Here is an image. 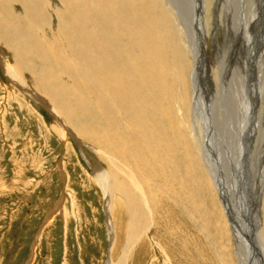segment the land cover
I'll return each mask as SVG.
<instances>
[{
  "label": "rangeland",
  "instance_id": "1",
  "mask_svg": "<svg viewBox=\"0 0 264 264\" xmlns=\"http://www.w3.org/2000/svg\"><path fill=\"white\" fill-rule=\"evenodd\" d=\"M67 1L71 3L74 0ZM41 2H44L45 6ZM166 2L171 6L168 0ZM176 2L178 3L174 2V5L179 10L182 9L183 13L180 15L179 11L173 10L177 16L176 27L183 29L184 36L191 34L195 37L189 42L191 49L187 50L194 52L198 45L204 51L201 48L199 51V47L196 50L200 56L198 61L207 69L198 76L203 99L200 104L202 107L197 106L196 101L195 109H198L200 118L197 116L198 120L189 122L191 115L188 103L192 100L188 85L190 61L186 59V69L180 68L181 58L177 55V47L180 44L186 52L185 44L183 45L185 41L180 43L168 32H163L161 36H165L162 40L166 43L167 38L169 39L170 49L174 52L172 56L178 60H171L173 73L178 80L172 100L173 111L170 112L174 113L175 117L176 129L173 130L176 138L171 136L164 140L165 136L163 139L159 137L157 143H153L150 135L155 126L150 124L146 132L143 131V136L136 135L135 127L142 123L128 111L131 119H126L127 130L123 132L126 140L124 144L128 150L123 153V146L120 147L121 143L115 137L114 129H111L112 133L110 130L101 129L93 117H76L78 110L75 106L81 110L83 105L80 106L77 100H68L64 89H60L63 100L58 98L54 101L46 95L51 103L45 100L49 102L51 110L57 112L61 108V115L60 111L58 113L60 120L70 132H66L67 130L59 125L47 105L39 104V101L30 95L32 90V94L43 96L42 91L34 86L35 80L36 84L42 87L48 84L40 71L43 64L36 54L38 47H46L48 51V43L52 46V38L57 35L56 31L59 29V17L67 24H72L71 20L77 19L82 27L89 31L93 29L92 18L95 13L89 2L84 11L83 7H77L80 2L75 4V8L68 9L60 0H0V264H107V261L109 264L110 261L111 264H167V260L171 264H240L239 254L233 251L232 224L226 223L225 214L221 213L223 211L216 203L208 175L199 158L203 138L198 130L206 127L204 132L206 131L209 153H213L212 161L223 160L225 156L222 153L225 152L221 150L220 143V137L223 135L220 124L214 118L213 112L217 108L213 94L208 93L207 76L218 75V91L221 83L227 84L226 76L223 79V75H226L228 70L235 68L236 71L238 68L239 73L245 74L244 69L248 68L249 72H253L252 64H255V68L259 67L260 80L263 76L260 70L264 68V0H218V4L216 0ZM28 4L31 7L29 9ZM254 10L260 11L255 12L260 18L255 15ZM122 11L123 9L115 10L112 18L124 29L126 26L122 27L123 17L120 16ZM197 15L203 19L202 24L200 18L202 31L198 26L193 30L191 27L197 21ZM77 16H80V19ZM126 31L121 34L123 39L130 38ZM175 35H178V31ZM31 38L36 39L35 42H31ZM178 41L179 45L176 44ZM70 60L72 62V58ZM192 63L195 65V62ZM7 64L17 72L19 83H22L19 84L7 76ZM170 65L160 66V73L163 74L165 67L169 68ZM58 71H55L52 85L56 88H70V83L75 80L74 75L60 71L58 74ZM221 73L226 74L221 77ZM229 76L232 79V75L228 74ZM248 77L247 85L251 80V77ZM231 79L228 80L229 83ZM75 84L78 86V81ZM57 95H61L58 90ZM181 96L184 101H181ZM226 97L227 93L223 99ZM259 104L256 110L261 109ZM150 109L152 110L151 107ZM146 114L153 115L151 111ZM259 116L255 119L256 136L253 143L256 147L264 144V110ZM206 117L209 118L208 121ZM80 122L83 124L81 129L75 126ZM179 124L181 127L178 129ZM60 130L65 132L63 137ZM78 132H87L89 138L80 137ZM165 143L169 146H164ZM175 144L178 147L174 148ZM231 153L229 156L233 159L227 158V164L224 166L230 171V174L225 173L228 176L227 181L230 180L229 176H232L233 167L238 168L234 165L237 156L234 152ZM246 154L248 158L251 155L249 159L246 156L247 160H253L252 152L247 151ZM255 154L253 156H257L258 166L260 152ZM98 163L109 172L110 209L107 208L106 199L91 167ZM248 164L242 165V169L238 171L242 170L241 175H235L236 179H241L236 184L238 186L243 182L244 173H247L246 182L252 183L243 185L244 189L249 185L248 197L245 195V198L241 197L238 202L242 208L245 207L244 204L247 207L251 205L249 210L244 211L246 219L241 225L247 234L246 237L244 235L245 251L250 255L248 232L252 234L256 229L255 199L260 187L262 190L263 178L259 173L253 180L252 168ZM257 170L259 172L258 168ZM236 176H232L235 183ZM254 181L258 185L256 192L252 187ZM249 196L255 197L254 200ZM108 211L114 239L109 234ZM161 254L164 256L160 257ZM250 257L260 264V261H257L260 260L259 253H251Z\"/></svg>",
  "mask_w": 264,
  "mask_h": 264
},
{
  "label": "bare ground",
  "instance_id": "2",
  "mask_svg": "<svg viewBox=\"0 0 264 264\" xmlns=\"http://www.w3.org/2000/svg\"><path fill=\"white\" fill-rule=\"evenodd\" d=\"M166 1L167 0H81V1L79 0L80 4L77 5L79 2L75 0L72 1L71 3H69L67 0H60L61 4L62 5L65 4L68 9H71V8L73 9L77 5V7H79L80 9L83 7L82 10L84 11H85V8H87V2H89L90 7L95 13L94 18H92L93 20L92 25H94V28L89 31L88 29L82 27V25L79 24L77 19H75L74 17L73 19L75 20L72 21L71 20L72 16L69 18L72 24H67L66 22L63 21V18L60 19L59 17V20H60L59 29L58 30L56 29L57 35L52 38V46L47 42L49 45V50L47 51L46 47L41 46V47H38L37 53H36L39 55V58H40L39 60L42 61V64H43V66L40 67L41 68L40 71L45 81H47L48 83L46 85L53 87V88H49L47 86L42 87L41 85L40 87L38 84H36L37 81L34 78L35 80L34 86L37 89L39 88L42 91L41 93L43 94V96L38 97L36 93L32 94L31 92L32 90L30 91L31 93L30 95L33 96L37 100V102L39 101V104L42 103L44 105H47L48 109L50 110L54 118L59 121V125L61 124L60 126H62L64 130H67L66 132H70L68 128L65 127L64 122L60 120L61 117L59 116V114L61 115L62 113L61 108L59 110L60 113L58 110L57 112L54 109L51 110V106L49 104L50 101L45 97V95L49 96L50 99L52 98L54 101H56L58 98L63 100L64 97L60 89H64L67 92V96L66 94L64 95L67 97L68 100L69 99L77 100L80 106L83 105L81 110H79L77 106L70 103L71 106L73 107L75 106V109L78 110L76 117L80 119L93 117L95 118L94 120H96L95 123H97V125L101 129L110 130L111 133H112L111 129H114L115 137L117 138L119 143H121L120 147L123 146V148H121V150H123L122 151L123 153L124 151L128 150L126 147V144H124L126 140L124 139V135H123V132L125 133V131L127 130L125 127L127 123L126 119L127 118L131 119L128 111L131 113L133 118H138L137 121L142 123L141 125L135 127V130L137 131L136 135L139 136L141 134L143 136L144 135L143 131L146 132V128L150 124V125L155 126V128H153L152 133L150 135L153 143H157V139H159V137L163 139V137L165 136L164 140L166 138H171V136L172 138H176V133H174L175 130H173V129H176V126H174L175 117H174V113L170 114V112L173 111L172 110V106H173L172 100H173V95H174V88H175V84H177L178 82L177 78H175V74L173 73L172 63H171V60H174L175 58L172 56L174 55L173 54L174 52H172L173 50L170 49L169 39L167 38L166 43H165V41L162 40V38H164L163 36L165 35L161 36V33L168 32L169 34L172 35V37H175L177 40H179L180 43L185 41L183 45L185 44L186 52H184L183 46L181 44L180 45L178 44L179 41L176 43L179 45L178 46L179 48L177 46L176 47H177V55L181 58L179 62L180 68L182 67L186 69V64H187L186 59L187 60L189 59L188 61H190L189 62L190 69L188 73V77H189L188 85H190L189 92L191 93L190 97L192 98V100H190V102L188 103L189 108H190V115H191L189 122L198 120V117H199V114L197 113L198 109L197 108L195 109V106L196 105L199 106L203 99L202 97L203 92L199 84L198 76L200 75V73L201 74L202 72L204 73V71L207 69H205L204 65L202 66L201 61L200 62L198 61L200 60L199 59L200 56L196 52V50L199 47L198 45L194 52H189L187 50L188 48L191 49L189 42H191V39H194L195 37H193L191 34L188 36L187 34L188 32H186L187 35L185 34L186 36H184L182 34L183 29L180 30L179 27L178 28L176 27L175 21L177 20L176 19L177 16H175L176 13L174 14L175 9L177 10V12L179 11L180 15L183 14L181 11L182 9L179 10L178 7L174 5V2L175 4L178 3L176 2L177 0H168L172 8L171 6H168V3ZM216 2L218 4V0H216ZM29 4H28V9L31 8ZM43 5L45 6V4ZM121 9H123L122 11L123 13L120 15L121 17H123L122 27L126 26V28L124 29H121L118 26L117 22H115L112 18L115 15V10L120 11ZM257 11L258 13L260 12L259 10ZM257 11L254 10V13ZM86 15L88 16V14ZM255 15H257L260 18V16L257 13H255ZM77 18L80 19V16H77ZM200 18L203 24L202 16L199 17L197 15V21L194 22V25H191L192 30L197 26H198L197 27L198 29L200 28L201 31L203 30L201 23H200ZM177 23L180 24L178 21ZM122 30L123 31L127 30L126 31L127 36L128 37L130 36V38L125 37L123 39L121 37V34H123ZM176 31H178V35H179V36L177 35L178 37L175 35ZM196 35L198 36L197 33ZM35 40L36 39L31 38V42H35ZM200 48L203 51L202 47H199V51H200ZM182 53H184V55L181 56ZM36 54L35 56L37 57ZM71 58H72V62L70 60ZM175 60L178 61L177 59ZM192 62H195V65ZM169 64H171L170 65L171 67L170 66L169 68L165 67L166 70L164 71V73L163 74L160 73V70H161L160 66L169 65ZM256 68H255V64H252L253 72H249V69L245 68L244 71L246 73L244 74V72H242L241 74L238 72V68L236 71H235V68L234 69L231 68L232 71L228 70L229 72H226L227 74L221 73L220 75L221 77L223 74H226V75H223V79L226 76L225 81H227V84L226 82H223L225 84L221 83V85L218 87L219 89L218 91L216 87L217 84L219 85V83H217L218 75H216L215 77L207 76L208 77L207 87L209 89L208 93L213 94V101L215 104V108H217V110L213 112L214 118L215 120H217V123L220 124V131L222 132V135H223V137H220L221 138L220 143L222 146L221 150L225 152L224 154L222 153V155L225 156L223 160H220V162H218L217 159L216 161H212L211 157L213 153L212 155H210L209 153V144L205 137L206 131L204 132V129L206 127L204 129L199 128L198 130L199 135L203 138V145H201L200 143L201 151H200L199 158L203 164V167L205 168L206 174L208 175L209 183L212 187L211 191L214 192V195L217 201L216 203L218 204L219 208H221L223 211V212L221 211L220 212L225 214L226 223H229L230 225L232 224L231 229H232V236L234 239L233 251L236 254H239L238 257H239L240 264H257V262L254 261L253 258L251 259L250 257L251 253H255V252L259 253L260 260H257V261H260V264H264V174L262 175L263 165H264V144L263 146H260L259 144L260 147H256L254 146V143H253L255 141L254 139L256 136L255 119L257 117H260L259 115L262 114L264 110V102H263L264 101L263 99V96H264V68L262 67V69L260 70L261 75H263L260 78V80H259L260 73L258 71L259 67L257 69ZM58 70L68 75H74L75 80H73L70 83V85H72L70 88H65L63 86L56 88L55 85H52L51 83V81H53L52 78H54L53 76L55 75V71H58ZM5 71H6L7 76L10 79L19 83V78H18L19 76L17 72L11 66L7 64ZM59 71H58V74H60ZM228 74L232 75V79L230 78V76L228 77ZM63 76L65 77V75ZM248 76L251 77L250 83L248 82L249 85H247V80L249 78ZM178 79H180V77H178ZM229 79H231L230 83L228 82ZM77 81L79 83L78 86L75 84ZM182 84L183 82H181V88H182ZM57 90L60 91L61 95H57ZM25 91L28 92V90H25ZM53 93H55L56 95L55 94L52 95ZM225 93H227V97L223 99V97L225 96ZM45 99H47L49 102L46 101ZM183 99H184L183 96H181V101H184ZM196 101H197V104H196ZM65 103L68 104L67 101H65ZM257 104L261 105V109H259L261 111H259L258 108L256 110ZM150 107L152 108V110L150 109ZM149 111H151L153 115L146 114V112H149ZM262 118H264V116ZM208 119L209 118L206 117L207 121ZM210 120H212V118H210ZM178 121H180L181 123V120L178 119ZM131 122L133 123L136 121H131ZM82 125L80 122L76 124L75 126L77 128L78 127L80 128L82 127ZM204 125H206V123ZM180 127H181V124H179L178 129ZM215 127L217 128V126ZM60 132H61L60 135L63 137L65 135V132L63 133V130H60ZM221 132H220V135H221ZM78 134L80 137L89 138V135L87 132L86 133L78 132ZM182 137H184V135H182ZM144 138H148V137H144ZM184 141L185 139L183 140V142ZM262 141H264V139ZM164 146L168 147L169 145L165 143ZM173 147L176 148L178 146L177 144H175ZM215 148H216V145H215ZM231 151L234 152L237 156V161L236 160L234 161V165L238 167V168L233 167V170L231 172L232 176L233 175L236 176L235 173L241 175L240 172L242 170L240 172L238 171L240 170V168L242 169V165L243 166L247 165L250 162V164L248 165L250 168H252L253 180L257 178L259 173H260L261 178H263L262 190L260 187V189L258 190L257 197L255 199V206L257 208V216L255 218L256 229H255V232L253 231L254 233L252 232V234L248 232L249 241L247 242H248V247H249L248 250L250 252V255L245 251L244 235L246 237L247 234L241 228V225L246 219V214L244 211H247V209L249 210L248 207H250L251 205L247 207V205L244 204L243 206L245 207L242 208V207H239L238 202L241 200V197L243 199L245 198V195H247V188L249 187V185L245 186L246 190L244 189L243 185L249 184L251 182H248V183L246 182L248 181L247 173H244V178L242 179L243 182H241L240 186L236 185L238 180L241 181L240 178L236 179L237 176L235 177L236 183L234 179L232 178V176H229L230 180L227 181L228 176L225 173L230 174L229 173L230 171L225 169L224 166L225 164H227V161L225 160L227 158L229 159L232 158V156H229ZM247 151L252 152L253 160L249 161L246 159ZM257 151L260 152L258 166H257V161H256L257 156H253V155H256L255 153H257ZM149 159L150 157L148 158V160ZM195 161L196 159L193 160V162ZM91 167L93 170V174L99 184L100 190L102 191L106 199L107 208L110 209L111 201H109L110 199H108L110 197L109 196L110 195L109 172L108 170H105L104 168H102V166L99 163L93 166L91 165ZM257 168L259 169V172ZM222 173L223 175L221 176ZM163 174L164 173H161V175ZM245 174H246V177H245ZM234 186L236 187L235 189H234ZM257 186L258 185H256V182L254 181V184L252 187H254L255 192L257 191ZM252 196H249V197L253 198L254 200L255 197H252ZM250 210L252 209L250 208ZM252 212H255V211H252ZM252 214H255V213H252ZM248 215L250 214H247V216ZM248 218L252 219L251 217H248ZM152 223L153 222H151L150 224L152 225ZM108 228H109V234L114 239V236L112 234V221L110 218V212L108 214ZM247 230H250V229H247ZM168 251L170 252V250ZM224 252H225V248H224ZM162 255L163 254H161L160 257H162ZM109 256L112 258L110 252H109ZM167 261H166L167 264H171V263H168ZM107 262H108L107 264H109V261ZM226 262H223V263H226ZM110 264H111V261H110Z\"/></svg>",
  "mask_w": 264,
  "mask_h": 264
}]
</instances>
